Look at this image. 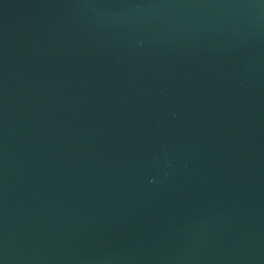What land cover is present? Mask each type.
Returning a JSON list of instances; mask_svg holds the SVG:
<instances>
[{
    "label": "water",
    "instance_id": "95a60500",
    "mask_svg": "<svg viewBox=\"0 0 264 264\" xmlns=\"http://www.w3.org/2000/svg\"><path fill=\"white\" fill-rule=\"evenodd\" d=\"M0 264H264V0H0Z\"/></svg>",
    "mask_w": 264,
    "mask_h": 264
}]
</instances>
